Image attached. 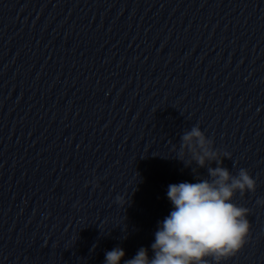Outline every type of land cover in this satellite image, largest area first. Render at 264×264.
I'll list each match as a JSON object with an SVG mask.
<instances>
[{
	"label": "clouds",
	"instance_id": "1",
	"mask_svg": "<svg viewBox=\"0 0 264 264\" xmlns=\"http://www.w3.org/2000/svg\"><path fill=\"white\" fill-rule=\"evenodd\" d=\"M213 145L198 125L182 134L176 157L186 166L194 163L197 169H206L207 176L168 186L172 211L158 222L151 256L149 248L141 247L123 264H223L243 249L251 231L249 209L233 199L237 193L255 192L256 180L244 168L232 175L223 166L231 154ZM124 257L125 251L114 247L105 253L104 264H121Z\"/></svg>",
	"mask_w": 264,
	"mask_h": 264
}]
</instances>
